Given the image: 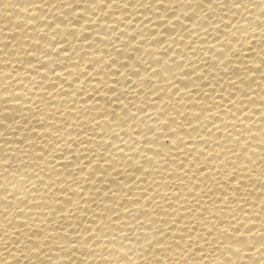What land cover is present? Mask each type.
<instances>
[{
	"label": "bare ground",
	"instance_id": "obj_1",
	"mask_svg": "<svg viewBox=\"0 0 264 264\" xmlns=\"http://www.w3.org/2000/svg\"><path fill=\"white\" fill-rule=\"evenodd\" d=\"M0 264H264V0H0Z\"/></svg>",
	"mask_w": 264,
	"mask_h": 264
}]
</instances>
